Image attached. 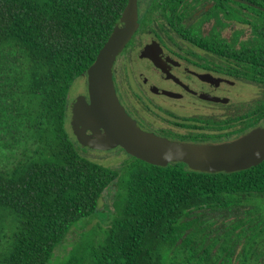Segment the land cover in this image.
<instances>
[{
	"label": "trees",
	"instance_id": "16d2710c",
	"mask_svg": "<svg viewBox=\"0 0 264 264\" xmlns=\"http://www.w3.org/2000/svg\"><path fill=\"white\" fill-rule=\"evenodd\" d=\"M126 3L0 0V264H50L112 184L111 222L85 231L62 264H264V160L208 172L127 153L111 167L71 136V87ZM258 57L263 75L264 45ZM263 120L264 106L241 132Z\"/></svg>",
	"mask_w": 264,
	"mask_h": 264
},
{
	"label": "flooded vegetation",
	"instance_id": "af4514ba",
	"mask_svg": "<svg viewBox=\"0 0 264 264\" xmlns=\"http://www.w3.org/2000/svg\"><path fill=\"white\" fill-rule=\"evenodd\" d=\"M130 3L138 26L114 59L113 82L142 129L216 144L264 126L241 132L264 106V74L253 71L264 45V0H127L121 15ZM82 77L66 104L77 141L72 104L91 102L88 74Z\"/></svg>",
	"mask_w": 264,
	"mask_h": 264
},
{
	"label": "water",
	"instance_id": "95a60500",
	"mask_svg": "<svg viewBox=\"0 0 264 264\" xmlns=\"http://www.w3.org/2000/svg\"><path fill=\"white\" fill-rule=\"evenodd\" d=\"M137 26V8L130 3L87 70L91 102L76 100L72 104V126L79 143L99 150L120 146L154 165L181 161L194 170L208 172H233L262 162L264 126L231 141L199 144L171 140L137 124L118 99L112 70L116 55Z\"/></svg>",
	"mask_w": 264,
	"mask_h": 264
},
{
	"label": "rangeland",
	"instance_id": "374dc122",
	"mask_svg": "<svg viewBox=\"0 0 264 264\" xmlns=\"http://www.w3.org/2000/svg\"><path fill=\"white\" fill-rule=\"evenodd\" d=\"M83 86V77H78L74 84L72 85V91L78 87ZM264 124V122H263ZM83 153L87 156L99 161L105 165L111 167H120L124 160L127 159L128 154L122 148H112L108 150L99 149H85ZM115 189L116 185L112 184L108 187L100 200L99 210L97 215L92 220H86L85 223H81L75 226L68 235V238L63 243L59 244L54 252V256L50 264H62L63 260L68 256L72 246L76 243L85 231H89L96 227L98 224L107 226L113 216L115 215Z\"/></svg>",
	"mask_w": 264,
	"mask_h": 264
}]
</instances>
